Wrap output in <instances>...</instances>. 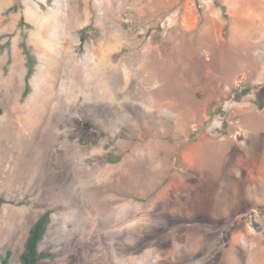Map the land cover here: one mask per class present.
I'll return each instance as SVG.
<instances>
[{
  "label": "rangeland",
  "instance_id": "rangeland-1",
  "mask_svg": "<svg viewBox=\"0 0 264 264\" xmlns=\"http://www.w3.org/2000/svg\"><path fill=\"white\" fill-rule=\"evenodd\" d=\"M0 110V264H264V0H0Z\"/></svg>",
  "mask_w": 264,
  "mask_h": 264
},
{
  "label": "trees",
  "instance_id": "trees-1",
  "mask_svg": "<svg viewBox=\"0 0 264 264\" xmlns=\"http://www.w3.org/2000/svg\"><path fill=\"white\" fill-rule=\"evenodd\" d=\"M32 73H33V66L29 64V72L26 77L27 87L25 90V96L29 92V79ZM2 203L5 202L4 201L0 202V204ZM50 222H51V212L48 211L44 213L33 225V227L29 232V236L25 244V250L21 255V264H41L43 260L54 259L55 257L54 254L48 252H41L39 250L40 244L45 238ZM10 256H11V252H8L2 264H8V260ZM70 264L72 263L70 262Z\"/></svg>",
  "mask_w": 264,
  "mask_h": 264
}]
</instances>
